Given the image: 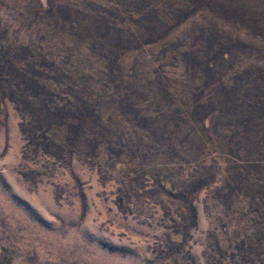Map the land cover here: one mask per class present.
Segmentation results:
<instances>
[{
	"label": "rangeland",
	"instance_id": "1",
	"mask_svg": "<svg viewBox=\"0 0 264 264\" xmlns=\"http://www.w3.org/2000/svg\"><path fill=\"white\" fill-rule=\"evenodd\" d=\"M0 264H264V0H0Z\"/></svg>",
	"mask_w": 264,
	"mask_h": 264
}]
</instances>
